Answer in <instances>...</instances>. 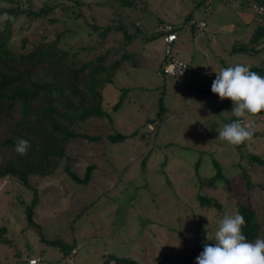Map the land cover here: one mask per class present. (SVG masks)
<instances>
[{
  "label": "rangeland",
  "instance_id": "rangeland-1",
  "mask_svg": "<svg viewBox=\"0 0 264 264\" xmlns=\"http://www.w3.org/2000/svg\"><path fill=\"white\" fill-rule=\"evenodd\" d=\"M19 1L35 11L46 3H65L70 10L59 7L54 14L31 21L21 16L10 42L14 52H30L35 43H55L69 52L68 57L77 55L78 68L102 55L107 66L124 59L114 72L113 83L99 88L111 119L90 118L71 127L76 133L100 140L70 139L67 161L62 159L51 176L30 177L29 185L39 196L34 224L25 213L33 190L11 178L0 180V228L5 229L0 239V264H29L33 258H38L39 264H106L113 256L141 264H196L204 245L215 243L218 222L225 214H237V200L245 199L229 193L223 182L215 187L206 184L217 173L214 160L222 166L233 192L246 190L238 163L246 167L254 182L264 185L263 166L250 163L249 157L241 158L236 146L217 139V129L230 123L234 105L230 99L221 101L211 90L215 71L221 68L235 64L250 69L264 67V38L256 53L242 51L250 45L256 29L239 19V7L248 6V2L79 0L83 4L76 5V0ZM9 5L0 0V7ZM189 14L196 21L205 19L206 28L192 32L188 24L174 45L179 57L192 60L188 65L196 78L189 80L187 90V85L160 76L163 40L157 37L147 42L146 37L166 22L184 26ZM120 23L127 25L131 35L136 30L132 23L143 33L131 41L116 29L102 33ZM200 88L206 93H200ZM122 89L127 94L114 111ZM160 102L165 108L162 121L156 116ZM246 119L254 124V131L264 133V118L262 122L257 115ZM6 131L2 126L0 143ZM135 131L138 135L124 142L108 140L111 134L129 136ZM247 144V153L264 159V134L253 135ZM10 155L8 149L0 147V164ZM66 162L82 179L87 168L94 166L90 182L75 183L65 172ZM197 193L223 202L222 210L199 207ZM251 197L257 208L262 205L263 239L264 190L253 191ZM43 237L75 244L68 260L64 261L63 252L45 243Z\"/></svg>",
  "mask_w": 264,
  "mask_h": 264
},
{
  "label": "trees",
  "instance_id": "trees-1",
  "mask_svg": "<svg viewBox=\"0 0 264 264\" xmlns=\"http://www.w3.org/2000/svg\"><path fill=\"white\" fill-rule=\"evenodd\" d=\"M6 1L10 5L0 7V17L7 13L13 19L0 20V129L2 126L7 128L5 139L0 143V147L8 149L11 155L6 156L3 163L0 164V180L11 178L33 190L31 204L25 207V213L28 222L34 224L33 217L39 203V196L37 189L29 185L30 177L51 176L62 159L66 158L67 161L69 156L66 153V146L70 139L82 138L91 142L100 140L99 137L76 133L71 127L78 123H84L90 118L111 119L109 112L103 107L104 99L99 88L103 89L105 85L113 83L114 72L121 67L124 58L107 66L104 64L106 57L102 55L98 56L95 61L84 63L78 68L77 55H73L72 58L68 57L69 52L59 48L55 43L43 42L35 43L30 52L16 53L11 49L10 42L14 26L21 16L26 21L41 19L54 14L59 7L69 11L70 5L46 3L42 8L35 11L30 7H25L19 0ZM247 2L248 6L245 7L251 8V5L255 2L264 6V0H244L242 4ZM76 3V5L83 4L79 0H76ZM201 3L203 4L204 1L202 0ZM202 4H198L197 7H201ZM192 18L193 16L189 14L186 20L190 21ZM260 18L263 21L255 27L250 45L244 46L242 49L245 53L251 50L256 53V46L264 38V18ZM51 21L55 22V18H52ZM131 25L136 29L133 35L128 33L129 28L123 23L113 29L107 28L102 33L106 35L116 29L117 31H123L125 40L131 41L134 37L143 33L135 24L132 23ZM92 28L95 31L99 30L96 26H92ZM157 37H160V35L154 33L152 36L146 37V41H152ZM250 70L264 76L263 66L252 67ZM122 92L120 101L113 107L114 111L120 108L127 94L126 89H122ZM164 112L165 108L160 102L159 111L156 115L160 121L163 119ZM255 115L258 116L259 122L264 120H262L264 112ZM234 119L235 117L232 116L230 123ZM151 123H154V121L149 122V124ZM251 126L254 128V124L251 123ZM262 134H264L262 131L261 133L260 131H254L253 135L260 137ZM137 135L138 131L129 136L115 133L109 135L108 140L112 143H120ZM20 138L26 139L30 143L28 154L25 156L15 151V143ZM247 142L236 146L241 158L249 157L250 163L255 162L264 167L262 156L247 153L249 149ZM213 164L217 173L214 177L208 178L206 184L215 187L218 183L223 182L229 193L231 191L237 198L245 197L244 200H237V213L243 215L246 219L243 232L249 241L261 238L260 208H262V205L259 208L255 206L251 193L255 190H264V185L260 182H254L247 173L246 167L238 163V166L242 168L246 190L243 193L233 192V186L224 174L222 166L216 160ZM93 169L94 166H89L85 178L82 179L73 172L69 162H66L65 166L66 174L80 185H87L90 182ZM203 184L201 181V185ZM196 198L199 201V207L222 210L223 202L209 196L207 193H197ZM227 198L230 197L226 196L225 199ZM4 232L5 229L0 228V239L3 237ZM42 240L59 248L65 257L70 254L75 246V244H66L61 240L49 241L45 237ZM108 261L106 264H141L131 258L115 256Z\"/></svg>",
  "mask_w": 264,
  "mask_h": 264
},
{
  "label": "clouds",
  "instance_id": "clouds-1",
  "mask_svg": "<svg viewBox=\"0 0 264 264\" xmlns=\"http://www.w3.org/2000/svg\"><path fill=\"white\" fill-rule=\"evenodd\" d=\"M12 20L7 13L0 20ZM215 71V70H214ZM212 83V92L221 101L233 102L231 114L235 119L217 129L218 138L232 146H239L250 140L254 128L246 123V118L264 112V76L250 70V66L235 64L221 68ZM30 143L20 138L15 143V151L25 156ZM246 219L243 215L225 214L218 222L215 243H206L196 258V264H264V239L249 241L243 229ZM209 240V236L207 235Z\"/></svg>",
  "mask_w": 264,
  "mask_h": 264
},
{
  "label": "built area",
  "instance_id": "built-area-1",
  "mask_svg": "<svg viewBox=\"0 0 264 264\" xmlns=\"http://www.w3.org/2000/svg\"><path fill=\"white\" fill-rule=\"evenodd\" d=\"M251 10L257 16L264 15V6L259 3H253L251 5ZM189 25L198 30H203L206 28V23L204 21H196L194 19H191L189 21ZM155 33L160 35L164 43V56L162 59V67L159 72L160 76L169 77L173 79L176 83L189 86L190 70L188 62L179 57L174 52V45L176 44L179 38L178 28L173 24H162L156 29ZM246 123L251 125L250 122L246 121ZM66 260L68 259L65 257L64 261ZM39 263L40 260L38 258H33L29 261V264Z\"/></svg>",
  "mask_w": 264,
  "mask_h": 264
},
{
  "label": "crops",
  "instance_id": "crops-1",
  "mask_svg": "<svg viewBox=\"0 0 264 264\" xmlns=\"http://www.w3.org/2000/svg\"><path fill=\"white\" fill-rule=\"evenodd\" d=\"M222 1H224V0H222ZM227 1H230V0H227ZM241 4H242V2H241ZM249 8V7H248ZM250 10H248V9H246V7H239V19H241V20H246V21H248L247 23H245V24H247V25H252L253 26V29L258 25V23H260L261 21H263L259 16H257L252 10H251V8H249ZM192 19H194V18H192ZM191 20V19H190ZM196 20V19H195ZM200 21H204L205 22V19H201ZM162 23H164V22H162ZM166 24H168V22H166ZM169 24H173V25H175L177 28H178V31H179V38H178V40L180 39V31H182L184 28L183 27H188L189 25V21H186L185 23H184V26H182V25H177V24H175V23H169ZM191 27V26H190ZM191 29H192V32H194V30H195V28H193V27H191ZM164 56V55H163ZM189 57H191V58H193V56H191V53L189 54ZM163 59V58H162ZM162 59H161V62H162ZM185 60V59H184ZM185 61H187L188 62V64H189V62L190 61H192L191 59H187V60H185ZM189 68H190V66H189ZM190 72H191V70H190ZM194 78H196L193 74H192V72H191V74H190V81L191 80H193ZM174 81V80H173ZM175 82V81H174ZM187 87V90H189L190 88H188L189 86H186ZM205 88V87H204ZM206 90V89H205ZM205 90H203V89H199V92L200 93H206V91ZM208 92H211L210 90H208ZM210 95H212V93H210Z\"/></svg>",
  "mask_w": 264,
  "mask_h": 264
}]
</instances>
